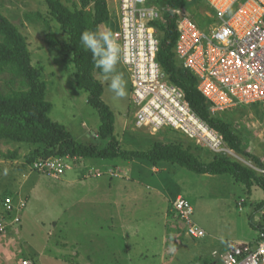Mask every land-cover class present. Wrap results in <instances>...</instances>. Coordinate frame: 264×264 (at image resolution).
Returning a JSON list of instances; mask_svg holds the SVG:
<instances>
[{"label":"rangeland","instance_id":"rangeland-1","mask_svg":"<svg viewBox=\"0 0 264 264\" xmlns=\"http://www.w3.org/2000/svg\"><path fill=\"white\" fill-rule=\"evenodd\" d=\"M64 1L71 6L74 0ZM109 1L113 4V0ZM206 7V4L201 3L188 7V11L200 22ZM0 12L26 36L32 63L37 67H44L42 77L47 83V99L52 103L50 117L65 125L80 142L96 141L95 135L101 124L100 115L88 103V92L76 86L75 67L70 56L65 59L57 49L48 46L44 23L27 17V14L40 12L50 21L57 37L67 42V34L49 15L45 0H0ZM111 22L112 17L108 24ZM120 64H117L116 71L125 82L126 95L123 98H114L108 83L103 82V99L115 113L116 134L125 143V147L144 150L149 148L156 138L167 137H180L186 144H197L196 139H188L169 126L159 130L135 126L136 106L131 101L130 72L125 65ZM97 77L102 81V75ZM12 79L11 74L0 73V88L3 91L17 88L20 85L18 80L12 82ZM225 113L227 114L222 115L223 118L232 123L247 150L259 156L264 163V102L237 107ZM194 148V152L206 161L214 156V152L204 146ZM31 150L32 147L28 144L0 142L1 208V200L6 191L14 193L16 200L27 199V207L21 212L20 224L12 228V233L9 231L1 237L2 240L0 239V264H20L24 258L32 260L35 264H212L213 260H220L213 255L215 250L222 252L227 249V243L250 240L259 235L260 230H264V209L257 210V204L264 196L261 187L253 185L248 188L239 181L224 183L225 179L222 180V177L212 174H208V177L186 167L167 163V170L156 174L155 177L166 175V179H181L176 183L184 186L182 176L191 175L194 180L185 183L203 190L205 197L195 198L191 195L188 199L194 207V221H201L206 235L199 239L187 234L185 236V223L175 217L169 204L167 228H170L173 237L167 239V254L159 255L157 249L147 245L153 244L155 234L160 237L156 244H161V226L165 227V223L161 221L164 207L155 205L159 201H145L143 207L139 208L138 215L137 208H129L126 218L121 216L122 210L111 208L110 212H107L104 210L106 208L94 209L87 201L88 184L98 177H95L96 173L91 166L85 168L83 162L79 161L125 163L132 160H79L71 157L68 161L73 168L67 170L60 178H55L35 170L33 164L25 163ZM8 151L17 152L18 157L6 159L2 153ZM223 155L254 167L260 174H264V167H258L244 154L232 150ZM79 163L83 165V174L80 167H76ZM120 169L122 171L125 168H118L119 172ZM177 169H180V172L173 177ZM103 175L111 178L108 174ZM227 176V180L232 177L229 174ZM150 178L152 180L149 185L152 188L147 189V192L151 193L156 191L155 187L161 186L156 184L159 182L153 181V176ZM171 182L166 187L173 191L175 185ZM176 196L175 193L173 199ZM112 211L116 218H113ZM18 229L19 233L16 234ZM8 237H12L11 240H8Z\"/></svg>","mask_w":264,"mask_h":264},{"label":"built area","instance_id":"built-area-1","mask_svg":"<svg viewBox=\"0 0 264 264\" xmlns=\"http://www.w3.org/2000/svg\"><path fill=\"white\" fill-rule=\"evenodd\" d=\"M205 2L202 24L188 7L175 11L179 63L197 76L198 88L214 113L264 102V0ZM117 5L118 26L111 33L121 48L120 62L130 72L135 126H169L214 154L232 151L223 135L192 110L183 89L167 79L157 59L160 38L151 23L163 17L162 6L150 0H117ZM70 158L51 156L35 161L33 168L60 178L73 168ZM26 206L25 199L16 200L13 194L3 197L0 238L20 224ZM171 211L185 223L187 235H206L194 221V207L185 195L173 199ZM213 255L222 264H264V230L253 241L229 242L226 250ZM20 264L35 263L24 258Z\"/></svg>","mask_w":264,"mask_h":264},{"label":"trees","instance_id":"trees-1","mask_svg":"<svg viewBox=\"0 0 264 264\" xmlns=\"http://www.w3.org/2000/svg\"><path fill=\"white\" fill-rule=\"evenodd\" d=\"M162 6L163 17L151 24L157 29L160 46L157 59L167 79L183 89L192 110L214 130L220 132L225 143L234 151L250 157L260 168L264 163L259 156L247 150L232 123L222 115L212 112V105L198 88L199 79L184 68L175 54L178 39L175 11L192 5L206 4L205 0H150ZM49 15L67 34V42L60 40L50 21L40 12L27 14L34 21H42L46 29L48 46L57 49L65 59L70 56L75 67V84L88 92V103L99 113L101 124L96 141L80 142L63 124L50 117L52 103L47 99V83L42 77L44 67L32 63V55L26 36L7 16L0 12V73L12 75V82L19 86L3 91L0 88V142L23 143L32 147L26 156V164H33L51 156L145 160L153 165L162 162L186 167L198 174H231L248 188L253 185L264 191V174L254 167L215 153L206 161L197 155V144H186L180 137L156 138L147 149L126 148L116 134V116L103 99L104 83L96 76L100 70L94 67L92 55L80 44V36L86 30H96L110 22L112 12L108 0H74L69 6L64 0H45ZM206 8L208 5L206 4ZM202 24V19L200 20ZM67 45V46H66ZM6 159H16L17 152L2 153ZM8 192L5 195H9ZM264 209V197L257 210ZM260 229V227H259Z\"/></svg>","mask_w":264,"mask_h":264},{"label":"crops","instance_id":"crops-1","mask_svg":"<svg viewBox=\"0 0 264 264\" xmlns=\"http://www.w3.org/2000/svg\"><path fill=\"white\" fill-rule=\"evenodd\" d=\"M108 3H109L110 11L112 12V22L110 24H105L104 27H102L101 29L113 31L118 26V17H117L118 5H117V0H113L112 1L113 4H111L110 1ZM114 20H116L115 23ZM97 75H102V74L99 71L96 73V76ZM74 159L83 160V158H74ZM84 161H86L85 164ZM79 162L80 163L83 162L82 164L85 165L84 166L85 168L88 167V165L91 166V168L94 169L96 173L95 177H98L97 180L88 184L89 187L87 191V201L90 203V206L94 209L106 208L104 210H107L108 212L111 208H115L117 210H122L121 216L126 218V216H128L127 212L129 208H134V207L137 208V215H138V210L140 207H143V203L145 201L148 202L154 201L153 203H157V201H159L155 205L164 207L161 221L165 223V227L161 226V230H162L161 244L160 246L156 244V241L160 238L159 235L156 236V234L153 235V242H152L153 244L150 245L147 244L148 247L157 249L159 255L167 254L168 251L167 246L169 245L167 239L173 237V233L171 232L170 228H167V223H168L167 211L169 208V204H171L173 201V195L176 193L177 195L183 194L187 198H189L191 195H194L195 198L205 197V195L203 194L204 193L203 190H201L198 187L194 188L193 186H190L185 183L186 181L192 182V180H194V178L191 177V175L185 174L184 176H182L183 178L182 180L185 184L184 186L180 185L179 183H176V181H180L181 179L179 180H176V178L166 179L167 178L166 175H162V176L158 175L157 177H155L156 174H159L162 171L167 170L166 168L168 162H162L157 165H153L152 163L145 160H132V161H126L125 163H120V162L106 163L104 161H99V160H92V161L83 160ZM80 163L77 164L76 167H80L81 173L83 174L85 171L82 168L83 165H81ZM118 168H125V169L122 171L120 169L119 172ZM112 171L115 172V174ZM178 172H180V169L176 170V172L173 174V177H175L174 175H176ZM103 174L106 175L108 174L111 178L103 177L104 176ZM111 175L115 176L117 179H113ZM204 175L210 177V175L208 174H204ZM227 175L228 174L213 175V176L222 177L221 178L222 180L225 179L224 183H226V181H229V183L232 184L235 181L236 182L238 181L231 174H229L232 176L231 179L227 180L229 179ZM150 176H153L155 178L153 179V181L159 182L156 184H159L161 186L159 188L155 187L156 191L151 193L147 192V189L152 188V186L149 185L150 180H152ZM100 177L102 179H100ZM170 181H172L171 183L175 185L173 191H170V189L166 187V185ZM239 183L241 182L239 181ZM233 186L234 185H232L231 188H233ZM205 190L207 191V189ZM6 193L8 192L6 191ZM11 194H13L14 197H16L14 193L11 192ZM19 199L21 198H18L17 200ZM24 199L27 202V199L26 198ZM2 200H1V204H2ZM154 209L156 208L154 207ZM2 210L3 209L1 208L0 205V216L3 213ZM104 212L107 213L106 211ZM111 214H113L112 215L114 216L113 218H116V215L113 213V211L111 212ZM118 214L119 212H117V216ZM197 223L202 228H204L203 225L201 224V221L198 220ZM183 230H184V235L186 236L185 224L183 226ZM12 232L13 230L11 229L10 233ZM152 232L154 233L155 231ZM15 233L18 234L19 229L16 230ZM147 236L149 237L150 235L148 234ZM257 236L258 234L256 235V237H253L250 240L252 241L255 240ZM12 237H8V240H11ZM250 240H238V241H250ZM219 261L220 260H213L212 264H222V262Z\"/></svg>","mask_w":264,"mask_h":264},{"label":"clouds","instance_id":"clouds-1","mask_svg":"<svg viewBox=\"0 0 264 264\" xmlns=\"http://www.w3.org/2000/svg\"><path fill=\"white\" fill-rule=\"evenodd\" d=\"M81 46L92 55L94 67L102 74V83L107 82L114 98L126 95L125 82L116 67L121 59V48L110 30L97 28L86 30L80 36Z\"/></svg>","mask_w":264,"mask_h":264}]
</instances>
